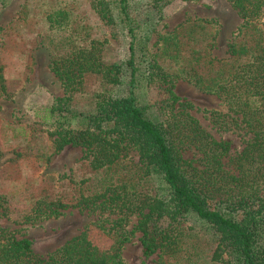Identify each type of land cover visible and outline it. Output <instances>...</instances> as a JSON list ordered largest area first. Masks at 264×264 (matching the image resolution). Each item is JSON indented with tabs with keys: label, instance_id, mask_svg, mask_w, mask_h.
Wrapping results in <instances>:
<instances>
[{
	"label": "trees",
	"instance_id": "16d2710c",
	"mask_svg": "<svg viewBox=\"0 0 264 264\" xmlns=\"http://www.w3.org/2000/svg\"><path fill=\"white\" fill-rule=\"evenodd\" d=\"M92 1L102 18L114 20V1ZM171 1L156 0L155 7L162 12ZM230 1L242 24L228 46L227 59L212 56L216 43L212 21L189 20L163 36L164 61L153 59L148 75L151 81L155 78L167 86L166 99L154 118L135 95L139 72L136 30L140 24L129 0H116L118 23L130 38L126 96L97 92L91 113L81 116L73 111L72 102L76 94L84 92L87 76H99L104 85H119L124 68L103 61L106 40L81 44L67 38L54 44L61 53L52 57L49 67L65 94L52 107L59 127L54 143L58 151L67 145L82 147L92 170L106 172L99 187L82 195L77 206L107 215L94 226L112 237L113 247L94 246L88 228L43 257L34 252L31 240L0 229V264H124L121 250L134 233L126 228L133 216L138 218L136 230L142 234L145 258L158 254L159 264H264V30L258 23L264 15V0ZM2 72L0 66L4 94ZM178 80L222 100L227 112H211L216 123L228 127L231 122L251 135L233 160L236 173L223 163L230 143L217 140L188 111L180 110L192 105L182 103L174 93ZM72 121L77 127L67 128ZM189 150L199 157L186 159ZM132 151L142 164L139 171L126 163ZM152 176L162 184L156 195L143 188ZM38 207L33 212L36 216L41 211ZM58 207L50 203L44 214L59 217ZM183 219L202 228L191 227L192 233L187 232ZM204 237L214 246L207 255L192 244Z\"/></svg>",
	"mask_w": 264,
	"mask_h": 264
},
{
	"label": "rangeland",
	"instance_id": "374dc122",
	"mask_svg": "<svg viewBox=\"0 0 264 264\" xmlns=\"http://www.w3.org/2000/svg\"><path fill=\"white\" fill-rule=\"evenodd\" d=\"M110 1H114L111 11L114 20L102 18L94 10L92 0H0V66L6 87L4 94L0 89V229L14 232L18 239L31 240L39 256L48 257L88 228L92 229L94 246L103 250L113 247L112 237L94 226L107 215L77 206L82 195L88 196L99 187L106 172L92 170L80 146L56 149L58 115L52 107L65 94L49 67L52 57L61 53L54 45L60 41L69 38L85 44L92 39L106 40L103 61L123 66L122 82L108 86L102 84L99 76H87L85 90L75 95L72 109L81 116L91 113L95 107L93 95L97 92L108 91L116 97L127 95L130 38L126 28L118 23L116 0ZM155 1L129 0L132 14L140 24L136 30L139 72L135 95L151 118L166 99L167 86L148 77L152 60L164 61L161 57L163 36L189 20L212 21L216 33L212 56L225 60L229 56L228 46L242 24L230 0H172L162 12L156 9ZM258 23L264 30V15ZM174 93L182 103L192 105L189 110L181 108V111H188L217 140L230 143V153L223 163L236 173L233 160L243 151L251 135L231 122L227 127L212 119L213 111L227 112L219 97L203 93L185 80L176 82ZM69 125L67 128H76L78 123L72 121ZM184 157L196 160L199 155L189 150ZM126 163L135 166L136 171L142 165L134 151ZM161 185L152 176L144 181L143 188L156 195ZM50 203L59 206L61 216L44 214ZM36 207L41 210L37 216L33 213ZM28 216L31 218L26 221ZM183 221L187 232L192 233L188 229L191 227L202 228L192 225L190 219ZM137 223L138 218L133 216L126 227L134 233L121 250L124 264H159L158 254L145 258ZM192 244L205 255L214 247L207 237Z\"/></svg>",
	"mask_w": 264,
	"mask_h": 264
}]
</instances>
